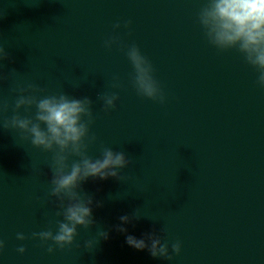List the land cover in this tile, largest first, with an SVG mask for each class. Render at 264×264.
<instances>
[{"label":"clouds","instance_id":"1","mask_svg":"<svg viewBox=\"0 0 264 264\" xmlns=\"http://www.w3.org/2000/svg\"><path fill=\"white\" fill-rule=\"evenodd\" d=\"M198 22L211 46L221 52L235 49L243 56L246 63L256 70V84L264 89V0H205L198 13ZM131 23V20L123 24L117 22L113 29H128ZM114 45H120L115 36L104 41L106 49L110 50ZM125 54L133 68L131 83L137 94L160 104L166 103V95L154 76L153 65L141 53L139 46L135 43L127 45ZM8 58L6 49L0 47V68ZM14 73L5 76L0 72V82L12 79ZM118 79L114 78L117 82L111 85L113 88L120 87ZM72 82L78 86V81ZM9 91L15 95L14 106L11 116L5 115L9 104L0 99V128L18 130L33 147L51 154L48 164L52 176L48 197L59 202L55 215L62 219L55 221V231L49 227L33 232L32 238L46 244L47 252L52 254L57 248L63 250L73 245L79 235L78 228L87 230L95 223L92 218L93 198L82 194V182L89 178L124 180L126 176H122L120 170L128 167L132 161L123 151H114L107 146L101 147L99 158L93 159L89 155V147L97 142L96 135L91 132L96 117L90 98H73L63 91L44 94L46 88L34 82L25 86H16L13 82ZM98 99L102 102V110L108 112L116 108L119 95L104 91L98 94ZM32 108H35L34 114L21 115V109L30 112ZM96 206L102 204L97 202ZM138 210L132 216H121L122 225L139 219ZM117 229L127 232L123 226H117ZM164 231L165 227L162 229ZM98 235L108 238L107 232L102 231ZM16 239L24 241L28 237L18 232ZM94 243V240H87L84 247L91 249ZM126 243L138 251L147 250L153 258L167 261L180 255L182 249L181 242L177 240L171 244L170 252L169 243L155 233L139 239L127 235ZM5 247V241L0 239V254ZM26 250L23 245L16 249L20 254Z\"/></svg>","mask_w":264,"mask_h":264}]
</instances>
